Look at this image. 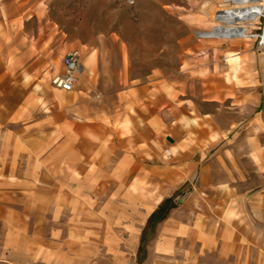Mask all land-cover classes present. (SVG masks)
<instances>
[{"label":"crops","instance_id":"crops-1","mask_svg":"<svg viewBox=\"0 0 264 264\" xmlns=\"http://www.w3.org/2000/svg\"><path fill=\"white\" fill-rule=\"evenodd\" d=\"M22 9L0 10L8 65L28 63ZM82 64L72 93L46 89L67 101L52 104L59 110L47 123L14 120L0 105L10 112L0 119V264H136L143 229L169 198L176 206L157 224L142 264H264V142L261 135L254 152L252 106L226 109L209 100L204 110L186 89L155 74L122 76L107 90ZM20 106L29 111V98ZM99 204L115 210L79 221L78 235V209ZM126 206L134 209L127 223L136 224L127 257L120 243ZM101 222L112 228L98 249L103 258L94 261L93 225Z\"/></svg>","mask_w":264,"mask_h":264},{"label":"rangeland","instance_id":"rangeland-1","mask_svg":"<svg viewBox=\"0 0 264 264\" xmlns=\"http://www.w3.org/2000/svg\"><path fill=\"white\" fill-rule=\"evenodd\" d=\"M233 6L226 0H0V10L7 7L10 12H16L17 7L23 8L22 20L27 25L30 45L25 49L28 51L25 64H6L5 49H0L3 50L0 51V105H8L14 120L51 119L59 110L56 107L67 101L46 89L54 88L51 77L62 71L63 54L78 48L91 77L100 79L107 90L116 88L122 76L144 80L155 74L186 89L204 110L210 109L209 100L226 109L251 105L255 152L261 146V135L264 142V0L256 8L260 15L255 13L254 19L243 23L255 27L249 36L256 39L252 48L250 39H240V47H236L232 39L203 37L216 22L215 13ZM35 39L44 41L43 46L38 47ZM231 54L237 55V60L229 61ZM8 66L17 70L10 71ZM27 97L29 111L21 112L20 105ZM9 114L0 112V119ZM222 119H226L223 112ZM18 126L14 124V128ZM183 189L186 192L188 186ZM109 194L95 196L113 199L111 196L116 195ZM125 194V202L129 203L132 198ZM104 207L99 204L78 209L75 228L78 235L84 232V224L79 221L90 220L91 216L94 222L99 221L98 216L115 210ZM122 212L126 221L125 239L120 243L127 257L132 244L127 234L136 224L127 223L132 220L133 208L126 206ZM93 227L97 232L94 238L99 236L94 242L93 258L99 261L104 252L98 250L99 246H105L106 242L103 235L106 228L111 231L112 227L102 222ZM155 231L156 227H147L146 248ZM119 236L122 237L121 231ZM77 243L80 246L83 242ZM97 251L99 254L95 255Z\"/></svg>","mask_w":264,"mask_h":264},{"label":"bare ground","instance_id":"bare-ground-1","mask_svg":"<svg viewBox=\"0 0 264 264\" xmlns=\"http://www.w3.org/2000/svg\"><path fill=\"white\" fill-rule=\"evenodd\" d=\"M226 2L233 4V8L223 9L216 12L214 15L216 22L212 26V29L203 33V37L232 39L234 41V46L240 47V39H250L249 36L254 32L253 29H255V27H248L243 23L254 19L252 17L255 13L260 15V12L257 11L256 8L263 5V0H226ZM255 19L258 21V17ZM255 42V38L250 39L251 48L255 45ZM237 58V55L231 54V56H229V61H235ZM60 90L61 89H59V91ZM65 92L72 93L73 90ZM159 199L160 198H157L156 202H158ZM147 210L150 211L151 207ZM133 237L137 238V232H133Z\"/></svg>","mask_w":264,"mask_h":264},{"label":"built area","instance_id":"built-area-1","mask_svg":"<svg viewBox=\"0 0 264 264\" xmlns=\"http://www.w3.org/2000/svg\"><path fill=\"white\" fill-rule=\"evenodd\" d=\"M62 71L51 77V84L57 89L71 91L76 88L79 83L80 76L83 71L82 56L79 49L74 48L63 54ZM170 155V150L165 151Z\"/></svg>","mask_w":264,"mask_h":264},{"label":"trees","instance_id":"trees-1","mask_svg":"<svg viewBox=\"0 0 264 264\" xmlns=\"http://www.w3.org/2000/svg\"><path fill=\"white\" fill-rule=\"evenodd\" d=\"M176 206V203L173 202L172 198L166 199L165 201L162 202V204L159 205V207L150 215L148 222L146 224V227L143 229L142 235H141V240H140V246L138 250V258L137 261L138 263H141L143 259H145L146 256V237H145V231L147 227H151L154 229L157 224L164 219L168 217L170 214L171 210ZM142 254V255H141Z\"/></svg>","mask_w":264,"mask_h":264}]
</instances>
